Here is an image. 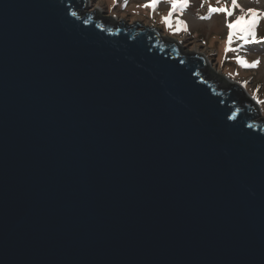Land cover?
<instances>
[{"label":"water","instance_id":"obj_1","mask_svg":"<svg viewBox=\"0 0 264 264\" xmlns=\"http://www.w3.org/2000/svg\"><path fill=\"white\" fill-rule=\"evenodd\" d=\"M89 7L0 0V264H264L254 100Z\"/></svg>","mask_w":264,"mask_h":264},{"label":"rangeland","instance_id":"obj_2","mask_svg":"<svg viewBox=\"0 0 264 264\" xmlns=\"http://www.w3.org/2000/svg\"><path fill=\"white\" fill-rule=\"evenodd\" d=\"M90 7L84 13L98 8L103 16H113L116 21L125 20L127 24L140 21L145 27L151 26L158 30V34L173 38L181 42L184 51L198 52L208 60V66L217 74L239 82L254 100L264 119V43L245 44L238 37L233 36V42L228 44L229 29L227 22L235 20L242 13L237 9L234 15L226 18L223 13H213L211 8H232L231 0H188L187 7L177 9L172 13L169 28L164 19L169 16L171 9L168 0H161L155 10L143 5L151 0H88ZM237 4L245 10L252 8L261 17L256 26V37L264 40V0H237ZM207 17V19H200ZM247 19V17H246ZM177 22L187 26V31L177 27ZM232 50L229 51L228 49ZM242 59L251 65L259 61L256 67H242L237 60ZM258 102V103H257Z\"/></svg>","mask_w":264,"mask_h":264},{"label":"snow or ice","instance_id":"obj_3","mask_svg":"<svg viewBox=\"0 0 264 264\" xmlns=\"http://www.w3.org/2000/svg\"><path fill=\"white\" fill-rule=\"evenodd\" d=\"M161 0H151L150 3H146L143 5L145 8H149L155 10L157 4L160 3ZM168 3L171 5V9L169 12V16L164 19V24L167 25L169 28L172 27L170 22V17L173 12L177 9H183L187 7L188 0H168ZM232 8L229 9L227 7L223 8H211L210 11L213 13H223L226 18H230L234 15L235 11L239 9L242 15L237 16L235 20H231L227 22L226 26L229 29V36H228V44L231 45L233 42V36L238 37L242 40L245 44L249 43H264V40H258L256 37V26L258 24V20L261 17V13H258L256 10L249 8L245 10L239 4H237V0H231ZM247 17V19H246ZM200 19H207V17H200ZM177 27L182 28L184 31H187V26L182 24V22H177ZM229 51L232 49L229 48ZM237 62L242 67H256L259 64V61H255L253 64L249 65L244 60L238 59Z\"/></svg>","mask_w":264,"mask_h":264},{"label":"trees","instance_id":"obj_4","mask_svg":"<svg viewBox=\"0 0 264 264\" xmlns=\"http://www.w3.org/2000/svg\"><path fill=\"white\" fill-rule=\"evenodd\" d=\"M209 74H211V76L208 77L211 82L217 83V84H219L221 86H225V84L223 82H220L221 79L219 77H217V76H214L211 71L209 72ZM212 76H214L215 78H213ZM254 99L257 100L259 102V104H260V101L258 99H256V97Z\"/></svg>","mask_w":264,"mask_h":264},{"label":"bare ground","instance_id":"obj_5","mask_svg":"<svg viewBox=\"0 0 264 264\" xmlns=\"http://www.w3.org/2000/svg\"><path fill=\"white\" fill-rule=\"evenodd\" d=\"M251 95V94H250ZM252 96V95H251ZM253 97V96H252ZM260 107H262V105L260 104Z\"/></svg>","mask_w":264,"mask_h":264},{"label":"clouds","instance_id":"obj_6","mask_svg":"<svg viewBox=\"0 0 264 264\" xmlns=\"http://www.w3.org/2000/svg\"><path fill=\"white\" fill-rule=\"evenodd\" d=\"M234 80V79H233ZM246 89V91H247V88H245ZM260 110V109H259Z\"/></svg>","mask_w":264,"mask_h":264}]
</instances>
